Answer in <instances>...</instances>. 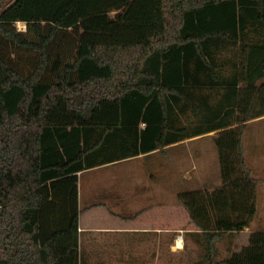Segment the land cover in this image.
Segmentation results:
<instances>
[{
	"label": "trees",
	"instance_id": "trees-1",
	"mask_svg": "<svg viewBox=\"0 0 264 264\" xmlns=\"http://www.w3.org/2000/svg\"><path fill=\"white\" fill-rule=\"evenodd\" d=\"M263 116L264 0H11L0 12V264H78L71 173L217 129L220 183L177 198L200 263L228 264L235 227L257 214L242 137ZM70 184L75 211L54 226Z\"/></svg>",
	"mask_w": 264,
	"mask_h": 264
},
{
	"label": "crops",
	"instance_id": "crops-1",
	"mask_svg": "<svg viewBox=\"0 0 264 264\" xmlns=\"http://www.w3.org/2000/svg\"><path fill=\"white\" fill-rule=\"evenodd\" d=\"M3 4L0 5V12ZM260 119L263 120L264 116L248 121L247 125ZM143 127L144 123L141 124ZM222 130L158 145L137 155L90 168L84 166L71 173L77 176L78 224L77 230L72 231L78 243L77 263L166 264L167 253L178 258V261L167 264H204L200 261L205 253L196 240L199 229L197 226L196 229L188 228L193 225L188 211L176 201L180 188L176 189L177 184L174 183L204 177L200 183L204 181L211 186L209 190L220 183V164L217 165V159H213L218 158L217 151L211 158L215 168L201 167L196 164V159L199 143L206 140L214 143V136ZM146 137L147 143L155 141L148 132ZM213 148L216 149L215 144ZM253 148V152L259 149L254 145ZM73 192L70 184L57 195L62 200V206H56L50 212L54 226L60 225L62 215L71 218L74 213ZM166 196L170 200H166ZM182 211L185 212L183 217ZM184 218L188 220V227L182 226ZM69 220L63 221L65 227ZM254 222L253 219L251 223ZM258 226L252 231L262 229ZM179 237L183 239L182 246L177 245ZM187 238L194 242L197 252L186 250Z\"/></svg>",
	"mask_w": 264,
	"mask_h": 264
},
{
	"label": "rangeland",
	"instance_id": "rangeland-1",
	"mask_svg": "<svg viewBox=\"0 0 264 264\" xmlns=\"http://www.w3.org/2000/svg\"><path fill=\"white\" fill-rule=\"evenodd\" d=\"M6 5L10 3V0H0V5ZM4 7V6H3ZM23 23V22H21ZM18 27V24H16ZM243 146H244V154L246 156V160L251 165L254 170V176L258 178L257 182V214L254 217L255 222L250 224V226H244V224H240L238 227H235L237 232L235 238L233 239V246L235 247L230 253L229 257L231 256V263L230 264H264V232L259 230L252 229L256 228L259 225L262 229H264V119L256 120L255 122L246 126L245 130L243 131ZM214 143L206 140L199 143V156L196 159V164L204 168L212 167L213 163L211 161L212 155L214 152L218 150L217 148H213ZM256 146L259 148L256 152H251V147ZM216 156V155H215ZM213 159H217L215 162L217 165L219 164L218 158L214 157ZM168 159L165 160L167 165ZM220 166V165H219ZM185 168V166H183ZM195 172V171H194ZM182 179V178H181ZM204 177H192L188 179L189 181H178L174 184H177L176 189H179V192L183 189H189V187H193L202 181ZM174 196V195H173ZM175 199V196L173 197ZM172 198V199H173ZM166 200H170L169 197L166 196ZM176 201L179 202L177 195ZM185 212L182 211V217L184 216ZM188 220L186 218L182 219V226L185 227L188 225ZM190 223L193 226H189L188 228L194 227L196 229V225L193 224L191 221ZM258 226V227H259ZM198 228V227H197ZM227 226L224 223L218 225V229H226ZM250 232V233H249ZM182 238V237H181ZM183 241V239H182ZM185 248L186 250H190L191 252H197V247L194 245V242L187 238ZM176 244V243H175ZM225 242H219V252L221 257H223L226 253L225 251ZM171 247V246H170ZM178 261V258H173L166 253V264L172 261Z\"/></svg>",
	"mask_w": 264,
	"mask_h": 264
},
{
	"label": "built area",
	"instance_id": "built-area-1",
	"mask_svg": "<svg viewBox=\"0 0 264 264\" xmlns=\"http://www.w3.org/2000/svg\"><path fill=\"white\" fill-rule=\"evenodd\" d=\"M17 24H18V29L19 30L24 31L26 29V24L25 23L18 22Z\"/></svg>",
	"mask_w": 264,
	"mask_h": 264
},
{
	"label": "bare ground",
	"instance_id": "bare-ground-1",
	"mask_svg": "<svg viewBox=\"0 0 264 264\" xmlns=\"http://www.w3.org/2000/svg\"><path fill=\"white\" fill-rule=\"evenodd\" d=\"M177 245H178V246H182V238H181V237L178 238Z\"/></svg>",
	"mask_w": 264,
	"mask_h": 264
}]
</instances>
